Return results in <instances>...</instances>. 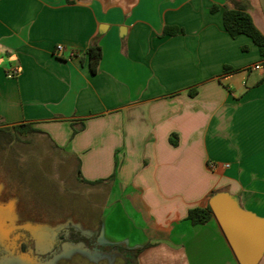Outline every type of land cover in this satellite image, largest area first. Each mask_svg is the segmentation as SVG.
Here are the masks:
<instances>
[{
    "label": "crops",
    "instance_id": "crops-1",
    "mask_svg": "<svg viewBox=\"0 0 264 264\" xmlns=\"http://www.w3.org/2000/svg\"><path fill=\"white\" fill-rule=\"evenodd\" d=\"M244 1L264 34V0ZM226 6L0 0V127L39 129L106 186L99 241L142 247L136 264H240L215 216L188 218L217 192L264 217V55Z\"/></svg>",
    "mask_w": 264,
    "mask_h": 264
},
{
    "label": "rangeland",
    "instance_id": "rangeland-1",
    "mask_svg": "<svg viewBox=\"0 0 264 264\" xmlns=\"http://www.w3.org/2000/svg\"><path fill=\"white\" fill-rule=\"evenodd\" d=\"M0 137V206L5 209L0 237L14 227H26L36 237V248L53 247L54 229L72 225L84 234L99 233L106 213V186L86 183L78 159L57 148L40 132ZM99 240V234H98ZM50 262L31 253L7 257L0 264H124L117 252L101 253L82 245L64 244Z\"/></svg>",
    "mask_w": 264,
    "mask_h": 264
},
{
    "label": "trees",
    "instance_id": "trees-1",
    "mask_svg": "<svg viewBox=\"0 0 264 264\" xmlns=\"http://www.w3.org/2000/svg\"><path fill=\"white\" fill-rule=\"evenodd\" d=\"M234 7L226 6L224 9V26L233 36L239 34H247L260 47L262 55H264V34L255 25L251 14L248 11V3L244 0H232ZM88 55L91 70L95 73L99 69L100 60L102 58V47L99 43H92L88 47ZM194 94V92H192ZM11 129L17 133L41 132L39 129L29 124L13 125ZM78 128L73 126L72 136L75 135ZM13 131L7 128H0V137L8 135L9 140L13 139ZM113 173L110 178H114ZM5 215V209L0 206V225ZM214 216L213 210L208 204L205 207L196 206L189 210L188 218L193 224H204ZM53 247L45 252H40L36 248V237L26 227H14L10 229L4 237H0V262L7 257L20 256L31 253L37 260L42 262H50L55 256L62 253L64 244L82 245L85 248L99 251L101 253L112 254L120 253L125 261L124 264H136L137 256L142 247L130 248L121 243H103L98 240V234L86 235L72 225H67L59 229H54Z\"/></svg>",
    "mask_w": 264,
    "mask_h": 264
},
{
    "label": "water",
    "instance_id": "water-1",
    "mask_svg": "<svg viewBox=\"0 0 264 264\" xmlns=\"http://www.w3.org/2000/svg\"><path fill=\"white\" fill-rule=\"evenodd\" d=\"M240 264H258L264 254V217L244 209L228 192H217L209 200Z\"/></svg>",
    "mask_w": 264,
    "mask_h": 264
},
{
    "label": "built area",
    "instance_id": "built-area-1",
    "mask_svg": "<svg viewBox=\"0 0 264 264\" xmlns=\"http://www.w3.org/2000/svg\"><path fill=\"white\" fill-rule=\"evenodd\" d=\"M64 49H65V46L63 44L59 43L56 45L55 52L57 54H61L64 51ZM260 67H261V63L257 62V63H253V64L249 65L247 68L255 70V69H259ZM20 71H21L20 66L14 65L8 69L7 75L9 77H15V76L19 75Z\"/></svg>",
    "mask_w": 264,
    "mask_h": 264
}]
</instances>
